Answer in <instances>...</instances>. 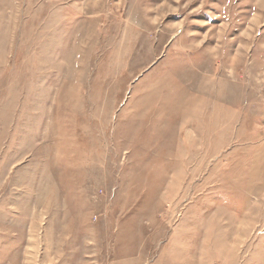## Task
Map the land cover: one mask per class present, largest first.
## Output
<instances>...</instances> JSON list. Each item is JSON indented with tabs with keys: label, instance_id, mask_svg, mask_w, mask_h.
<instances>
[{
	"label": "rangeland",
	"instance_id": "rangeland-1",
	"mask_svg": "<svg viewBox=\"0 0 264 264\" xmlns=\"http://www.w3.org/2000/svg\"><path fill=\"white\" fill-rule=\"evenodd\" d=\"M0 264H264V0H0Z\"/></svg>",
	"mask_w": 264,
	"mask_h": 264
}]
</instances>
